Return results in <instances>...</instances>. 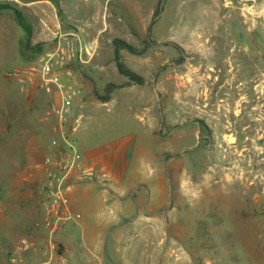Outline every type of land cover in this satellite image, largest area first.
Listing matches in <instances>:
<instances>
[{
    "label": "rangeland",
    "instance_id": "rangeland-1",
    "mask_svg": "<svg viewBox=\"0 0 264 264\" xmlns=\"http://www.w3.org/2000/svg\"><path fill=\"white\" fill-rule=\"evenodd\" d=\"M57 2L0 0V264H264V0ZM14 8L31 22L29 39ZM61 18L77 30L61 23L59 33H77L84 54L71 83L89 86L74 144L84 154L112 138L127 178L123 200L105 201L96 185L75 197L71 255L64 231L45 246L38 192L51 136L36 129L58 98L47 85L22 93L9 75L53 44ZM115 37L143 50L119 49L141 83L119 72ZM130 182L145 187L146 219L135 220Z\"/></svg>",
    "mask_w": 264,
    "mask_h": 264
},
{
    "label": "built area",
    "instance_id": "built-area-1",
    "mask_svg": "<svg viewBox=\"0 0 264 264\" xmlns=\"http://www.w3.org/2000/svg\"><path fill=\"white\" fill-rule=\"evenodd\" d=\"M83 55L77 33H59L52 45L30 62L15 66L9 73L24 89L29 84L48 86L52 82L61 88L55 134L49 139L42 160L43 176L38 185L42 222L47 232L45 246L52 251L59 243L57 234L65 230L72 216L67 197L71 183L91 175L72 136L81 119L80 115H74V101L81 89L75 87L71 79H60L61 76H72L75 64L84 61Z\"/></svg>",
    "mask_w": 264,
    "mask_h": 264
},
{
    "label": "crops",
    "instance_id": "crops-1",
    "mask_svg": "<svg viewBox=\"0 0 264 264\" xmlns=\"http://www.w3.org/2000/svg\"><path fill=\"white\" fill-rule=\"evenodd\" d=\"M33 2V4H24L26 6H34L37 8H41L42 10H44V8L46 7H51V8H57L60 7L59 2H57V0H31ZM41 16V15H40ZM41 20L44 22V18L43 16L41 17ZM61 23L66 24V26H69L70 28L77 30L76 26L74 24H72L71 22L65 21L61 18L60 21H58V23L56 24V27H58L57 29L54 30V34L59 33V29L61 28ZM55 27V28H56ZM62 32V31H61ZM62 33H71V32H62ZM75 68H73V72H72V76L70 78H67L65 76H61L60 79L61 80H68L71 79L72 82L75 81ZM20 85V90L22 93H27L29 94L30 92H32V89L35 87H41L42 85H35V84H29L27 86V89L22 88V85ZM48 86H51L49 90H54V94H55V98H58V101L60 100V94H61V88L58 86V84L55 83H50ZM47 86V88H48ZM84 89L81 90V93L79 94V96L76 97L75 101H74V115H75V110L79 111L80 113L86 109L87 103L86 102V90L89 88V86L87 87H83ZM110 99V98H109ZM108 99V100H109ZM104 101V100H102ZM104 102H107L104 101ZM59 103V102H58ZM57 107V105H56ZM51 111V110H50ZM49 110L45 111L43 114V117L41 118V120L46 121L44 122L45 124L41 125L39 127V129H36V132L38 135L41 134H46V129H48V132L50 134V136L52 137V135L55 134L54 131V127L56 125V121H57V116H56V110L51 111ZM56 119V120H55ZM77 130V129H76ZM75 130V131H76ZM72 132V136L74 134V132ZM35 132V133H36ZM35 137V136H34ZM50 139V138H49ZM49 139H47V141L45 142V148H44V154L46 153V151L48 150V144H49ZM112 139V138H111ZM109 140L108 142H106L105 144H103L102 147H97L95 146V150L92 151H86V153H82L84 155L85 158V162H86V166L87 168L90 170L91 175L85 178H81V179H77L76 181H73L69 187V192L67 193V197L69 200V205H70V209L72 212V216L70 221V224L67 226L64 230V239L65 242L68 244V246L70 245V255L72 254V252L74 251L73 246L74 245H79L80 240H78L75 231L77 229L76 224H81V222L78 220H76L74 218V212H76L79 208L76 207V199L75 197H77L78 195H86V194H90L92 191L93 187H101V188H105V191H100L102 196H104V200H111V201H116V199L119 200H123V196H120V190H119V185L121 182L126 181L127 178H120V174L118 172L119 169V164H118V159L116 160V156H117V152H118V148L117 145H115L112 140ZM38 141V139H37ZM43 154V157H44ZM43 160V158H42ZM41 167H42V161H41ZM99 170L102 171L99 174ZM103 175V178H93L94 175ZM106 177V178H105ZM108 177V178H107ZM90 179V180H88ZM79 181H86L87 183H91V184H85L84 186L77 188L74 187L75 183L79 182ZM92 182L96 183L93 184ZM106 184L105 186H101V185H97V184ZM96 185V186H95ZM128 187H132V194L135 195V199H136V204L139 206V211H138V215L135 217V220L137 219V221L139 220H143L146 219V216H144V210H142V201H144L146 199V196L144 195L142 191L143 188L145 187H140V188H136V186L132 185V182L129 183ZM74 196V197H73ZM152 199V198H150ZM162 202L158 201H154L152 203V206H154V208L158 209V206L161 204ZM141 205V206H140ZM162 205V204H161ZM163 207V205H162ZM161 207V209H162ZM140 214V215H139ZM143 216V217H142ZM134 219V218H133ZM74 220V221H73ZM116 221V220H115ZM114 222V220L112 221ZM104 235L101 234V236L99 237L101 240L102 237ZM101 241L98 242V245L101 247L102 245L100 244ZM97 245V246H98ZM80 261L82 262V264H84L83 258L80 259ZM103 262V261H102Z\"/></svg>",
    "mask_w": 264,
    "mask_h": 264
},
{
    "label": "trees",
    "instance_id": "trees-1",
    "mask_svg": "<svg viewBox=\"0 0 264 264\" xmlns=\"http://www.w3.org/2000/svg\"><path fill=\"white\" fill-rule=\"evenodd\" d=\"M7 7H8V4L0 3V12ZM14 12H15L18 24L24 29V31L27 34V38L29 39L32 35L31 22L28 20L27 16L23 12H21L20 10L14 8ZM113 43L115 46L114 57H115L116 66H117L119 72L121 74H124V75L130 77L131 79L136 80L137 83H141L143 80L142 76L139 75L138 73H136L135 71H132L131 69L127 68L126 66H124V64L120 61L119 49L125 48L128 51L135 53V54H141L143 50L137 49L133 44H131V43L127 42L126 40L121 39L119 37H115L113 39ZM36 48L39 50L40 46L36 45ZM115 86L116 85L114 83H110L105 88V94H101V95H99L97 93L96 94L98 95V97L100 99L106 101L109 99V94H110L112 88Z\"/></svg>",
    "mask_w": 264,
    "mask_h": 264
},
{
    "label": "bare ground",
    "instance_id": "bare-ground-1",
    "mask_svg": "<svg viewBox=\"0 0 264 264\" xmlns=\"http://www.w3.org/2000/svg\"><path fill=\"white\" fill-rule=\"evenodd\" d=\"M205 79L208 80L209 77H204V76L199 77V80H205ZM217 80H218V79H217ZM204 83H205V82H204ZM191 84H192V83H191ZM214 84H215V83H214ZM214 84H213V85H214ZM213 85H212V86H213ZM198 86H199L198 84L195 85V87H198ZM193 87H194V86H193ZM209 88H210V87H209ZM209 93H210V90L207 89V90H206L207 97H208ZM222 107H224V106H222ZM241 156H243V155H239V157H241ZM234 169H237V166H236V165L234 166Z\"/></svg>",
    "mask_w": 264,
    "mask_h": 264
},
{
    "label": "flooded vegetation",
    "instance_id": "flooded-vegetation-1",
    "mask_svg": "<svg viewBox=\"0 0 264 264\" xmlns=\"http://www.w3.org/2000/svg\"><path fill=\"white\" fill-rule=\"evenodd\" d=\"M200 124V123H199Z\"/></svg>",
    "mask_w": 264,
    "mask_h": 264
}]
</instances>
